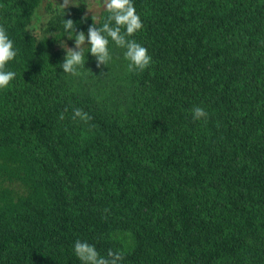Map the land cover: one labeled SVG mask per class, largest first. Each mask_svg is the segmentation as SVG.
Listing matches in <instances>:
<instances>
[{"label":"trees","instance_id":"trees-1","mask_svg":"<svg viewBox=\"0 0 264 264\" xmlns=\"http://www.w3.org/2000/svg\"><path fill=\"white\" fill-rule=\"evenodd\" d=\"M44 1L0 0L17 50L0 89V264H81L78 239L121 264H264V0H133L129 39L152 64L128 72L110 40L107 66L85 47L79 77L59 67L75 41ZM74 2L78 32L103 24L102 0Z\"/></svg>","mask_w":264,"mask_h":264},{"label":"clouds","instance_id":"clouds-1","mask_svg":"<svg viewBox=\"0 0 264 264\" xmlns=\"http://www.w3.org/2000/svg\"><path fill=\"white\" fill-rule=\"evenodd\" d=\"M103 7L108 13L103 24L97 26V18L92 13L93 24L88 28L87 34L83 31H77L76 22L72 19H65L67 10L71 6H77L74 0H63L58 3L54 0V9L63 14V29L67 33L68 39L75 41V47H69L66 41H60L61 47L66 55L64 61L59 65L64 74L74 77L82 75L80 69L85 67V47L87 53H91L97 60V67L107 66L112 60L109 50L110 40L116 47L123 49V58L127 63V70L130 73L143 72L152 64V57L148 49L138 43L135 39H129L143 27L140 16L137 14L133 0H102ZM26 31H31L29 26ZM74 33V35H73ZM33 35V32H32ZM17 55L14 48V42L9 38L6 29L0 25V89H4L14 80L16 73L6 70V65ZM67 111V109H65ZM208 113L201 106L192 108V118L195 121L205 120ZM65 119L63 113L59 117ZM73 120H80L84 123L91 121L92 117L81 108H74ZM105 212L108 209L104 210ZM74 254L81 264H121L124 259V253L120 250H109L106 256H102L95 245L87 241L76 240L74 243Z\"/></svg>","mask_w":264,"mask_h":264},{"label":"rangeland","instance_id":"rangeland-1","mask_svg":"<svg viewBox=\"0 0 264 264\" xmlns=\"http://www.w3.org/2000/svg\"><path fill=\"white\" fill-rule=\"evenodd\" d=\"M47 2H48L47 0L44 1V4H43V6H42V11H43V12L46 11V7H47L46 4H47ZM57 2H58V3H62L61 0H57Z\"/></svg>","mask_w":264,"mask_h":264}]
</instances>
